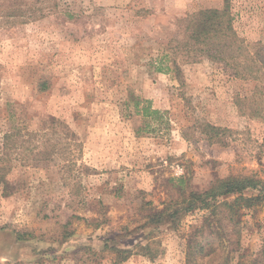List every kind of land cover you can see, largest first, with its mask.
Instances as JSON below:
<instances>
[{"label":"rangeland","instance_id":"rangeland-1","mask_svg":"<svg viewBox=\"0 0 264 264\" xmlns=\"http://www.w3.org/2000/svg\"><path fill=\"white\" fill-rule=\"evenodd\" d=\"M225 1L0 0L11 192L0 187V264H251L264 244L263 203L240 211L237 236L211 208L183 211L175 226L150 222L218 178L264 181V119L236 103L257 81L210 59L182 64V85L158 67L179 18ZM230 3L240 36L264 42V0ZM137 99L159 115L146 119ZM199 121L230 128L227 144L196 129L185 139L181 128ZM19 231L35 237L19 241ZM114 248L132 254L117 263Z\"/></svg>","mask_w":264,"mask_h":264},{"label":"trees","instance_id":"trees-1","mask_svg":"<svg viewBox=\"0 0 264 264\" xmlns=\"http://www.w3.org/2000/svg\"><path fill=\"white\" fill-rule=\"evenodd\" d=\"M233 21L234 16L230 0L225 1L223 8H205L179 18L176 34L169 38L160 55L161 64L169 63L166 66L160 65L158 67L173 71L182 85L184 84L182 64L198 63L204 59L221 63L225 68L231 69L239 78L257 81L251 96L237 97L236 103L241 113L246 114L249 111L253 116L264 119V42L247 41L236 31ZM140 102L143 103V107H139L138 113H142L146 119L152 116L154 119L156 114L159 115L160 111L152 109L148 101L136 100L138 106ZM165 123L169 125L170 121L166 120ZM192 129H196L210 142H217L222 145L227 144L226 134L231 131L227 127H220L207 121H199L193 126L181 128L182 136L189 141H192L193 138L189 132ZM11 136L12 133L10 132L4 136L6 151L9 149L8 139ZM4 158L3 154H0V187L3 188V195H8L11 193L8 192L10 168L5 163ZM251 190L254 192L247 195L246 192ZM230 194L235 195V198L226 199L225 197ZM186 202L187 205L181 208H176L171 204L165 206L161 211L152 212L150 222L159 223V221L162 222L166 219L175 226L181 212L198 208H211L213 212L220 210L222 216L228 217L233 224L232 227L228 225L225 228L224 234L228 237L237 236L240 233V211L258 203L264 204V181L252 175H229L216 179L205 191H188ZM229 228L233 229L229 230ZM16 237L19 241H25L34 238L35 234L29 231H19L16 233ZM197 245L201 251L213 247L212 242L207 244V249L201 242H197ZM234 245L238 248L240 238L234 242ZM237 248H232V252L238 251ZM114 250L118 252L117 263L122 262L132 254L130 250L119 248H114ZM210 253L206 255H210ZM221 264L230 263L224 261ZM251 264H264V244Z\"/></svg>","mask_w":264,"mask_h":264}]
</instances>
